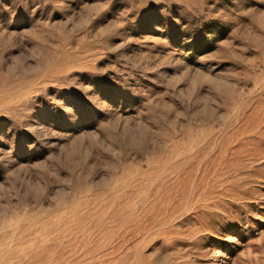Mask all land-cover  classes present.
<instances>
[{
	"label": "rangeland",
	"instance_id": "obj_1",
	"mask_svg": "<svg viewBox=\"0 0 264 264\" xmlns=\"http://www.w3.org/2000/svg\"><path fill=\"white\" fill-rule=\"evenodd\" d=\"M0 264H264V0H0Z\"/></svg>",
	"mask_w": 264,
	"mask_h": 264
}]
</instances>
